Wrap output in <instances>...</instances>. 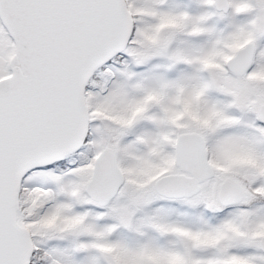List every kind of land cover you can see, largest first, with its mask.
<instances>
[{
    "label": "snow or ice",
    "instance_id": "1",
    "mask_svg": "<svg viewBox=\"0 0 264 264\" xmlns=\"http://www.w3.org/2000/svg\"><path fill=\"white\" fill-rule=\"evenodd\" d=\"M0 264H264V0H0Z\"/></svg>",
    "mask_w": 264,
    "mask_h": 264
}]
</instances>
